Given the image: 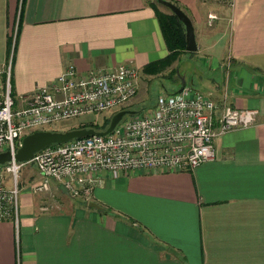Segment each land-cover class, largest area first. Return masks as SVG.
Returning <instances> with one entry per match:
<instances>
[{
	"label": "crops",
	"instance_id": "1",
	"mask_svg": "<svg viewBox=\"0 0 264 264\" xmlns=\"http://www.w3.org/2000/svg\"><path fill=\"white\" fill-rule=\"evenodd\" d=\"M174 1L193 26L190 53L206 56L211 72L226 69L222 83L197 75L196 90L214 116L226 104L254 109V123L216 136L214 158L192 169L98 171L76 196L55 182L42 193L30 190L37 181L20 183L16 223L0 221V264H264V0H228L226 10ZM150 3L0 0V73L9 67L13 97L67 66L82 76L128 63L138 85L161 75L142 72L167 53ZM211 11L218 20L204 26Z\"/></svg>",
	"mask_w": 264,
	"mask_h": 264
},
{
	"label": "built area",
	"instance_id": "2",
	"mask_svg": "<svg viewBox=\"0 0 264 264\" xmlns=\"http://www.w3.org/2000/svg\"><path fill=\"white\" fill-rule=\"evenodd\" d=\"M207 24L215 19L208 13ZM2 73V72H1ZM0 73V152L14 153L20 139L90 113L121 108L138 88L137 68L128 63L95 68L78 75L64 68L50 85L40 86L15 99L11 93L9 67ZM211 98L193 87L183 86L160 94L150 111L127 115L106 135L72 139L36 151L27 161L0 164V221L16 223L20 183L18 172L31 165L40 180L30 185L44 192L51 182L62 184L71 196L88 195L93 175L106 172L111 178L137 171L192 169L214 158L213 140L229 130L254 123V109L222 104L218 115Z\"/></svg>",
	"mask_w": 264,
	"mask_h": 264
},
{
	"label": "rangeland",
	"instance_id": "3",
	"mask_svg": "<svg viewBox=\"0 0 264 264\" xmlns=\"http://www.w3.org/2000/svg\"><path fill=\"white\" fill-rule=\"evenodd\" d=\"M153 1L157 8L163 12H168V9L157 4L156 0ZM228 0H206V5L210 8H219V10H226L224 5L227 4ZM214 12L219 13L217 10ZM213 11L210 13L215 16V20H218V17ZM223 13V12H221ZM203 25V24H202ZM212 25V21L210 23ZM204 26H209L207 24V19ZM218 48L221 49L222 53H226L225 40L221 39L217 43ZM175 67V73L170 75L167 71L162 72L161 75L155 76L153 79H149V82H144L143 80H148L147 78L140 75V81L135 95L127 102L126 105L122 106L120 109L126 108L131 110L134 114H143L151 110V107L154 105L156 97L160 94H169L176 91L181 82H185L186 85L193 87L194 89H199L197 84L193 81L197 75L204 77H211L216 82L222 83L224 79V68H216L213 72L210 71L209 65L207 63V57L201 54H198L197 57L193 56V53L184 52L179 56L177 64L173 62L171 64ZM195 80V79H194ZM192 81V82H190ZM143 82V83H142ZM192 83V84H191ZM200 91V90H198ZM119 108H113L107 111H102L100 113H90L87 115L79 116L73 119H69L65 122H57L52 126L45 127L43 130H58L63 131L71 128H76L77 125L84 122H93L100 124L104 118H108L115 111L120 110ZM127 117L124 116L123 119ZM31 179V180H30ZM19 183L26 184L30 181H39L40 176L37 171L31 165H23L18 172ZM51 184V183H50ZM55 192L61 194L57 189H54ZM42 193V192H41ZM65 196V195H64Z\"/></svg>",
	"mask_w": 264,
	"mask_h": 264
},
{
	"label": "water",
	"instance_id": "4",
	"mask_svg": "<svg viewBox=\"0 0 264 264\" xmlns=\"http://www.w3.org/2000/svg\"><path fill=\"white\" fill-rule=\"evenodd\" d=\"M156 2L158 5L168 9L169 12L181 22L184 29V50L187 52H194L196 50V44L193 26L188 16L178 6L167 0H156ZM183 86L184 82L182 81L179 88H182ZM133 114V111L127 109L115 111L109 117V121L105 129L101 131H96L91 127L71 128L63 131L34 130L22 136L20 143L16 147L13 154H11L8 150L0 152V164L10 161L11 158L16 161H27L36 151L50 145L62 144L72 139L87 137L94 134L106 135L112 131L114 126L121 121L124 116ZM57 188L61 193L66 195L68 194L62 184H58ZM88 206L99 208V206L93 202H90Z\"/></svg>",
	"mask_w": 264,
	"mask_h": 264
},
{
	"label": "trees",
	"instance_id": "5",
	"mask_svg": "<svg viewBox=\"0 0 264 264\" xmlns=\"http://www.w3.org/2000/svg\"><path fill=\"white\" fill-rule=\"evenodd\" d=\"M167 1L177 6L174 0ZM150 5L157 20L160 34L162 36L167 53L164 57L143 66L142 72L149 75H156L164 71H168V73L172 75L175 73V67L170 68V65L173 62H178L180 54L185 52L183 25L172 13L169 12V10L168 12L159 10L153 1H151ZM108 121V118H104L100 124L93 123L91 121L84 122L77 125L76 128L91 127L96 131H101L105 129Z\"/></svg>",
	"mask_w": 264,
	"mask_h": 264
}]
</instances>
